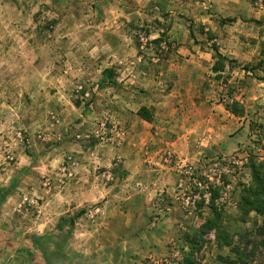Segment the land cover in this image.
Listing matches in <instances>:
<instances>
[{
	"label": "rangeland",
	"instance_id": "obj_1",
	"mask_svg": "<svg viewBox=\"0 0 264 264\" xmlns=\"http://www.w3.org/2000/svg\"><path fill=\"white\" fill-rule=\"evenodd\" d=\"M177 2L179 8L209 11L220 19L216 16L220 6L215 0ZM236 7L241 18L236 17L237 21L228 26L221 23L220 34L205 29L199 33L210 42L208 49L202 50L212 53L215 63V48L225 50L223 54L229 60L223 72L213 69L212 74H206L201 88L204 99L195 105L203 112L212 110L214 123L221 122L216 128L222 126L220 140L197 159L187 160L172 149L156 152L146 145L141 163L139 159L129 166L137 169L138 165L145 173L130 175L123 157L111 164L96 162L94 158L97 144L124 139L126 129L111 117L103 115L89 128L80 125L79 120L64 126L61 114L51 111L47 124L29 128L26 120L19 117L22 97L0 96V187L12 189L7 200L0 203V232L19 235L21 249L33 248L31 236L65 233L64 245L75 264L92 263L94 257L86 256L84 250L93 246L94 237L86 238L82 232L94 233L100 228L105 229L102 244L106 242L109 255L96 256L97 264H230L223 260L229 248L218 246L213 231L198 242L194 235L211 215V193L207 188L212 183L219 186L221 205L232 220L237 218L239 193L251 181L246 166L249 153L255 150L264 157V138L259 130L264 113V0H243ZM187 20L190 21L189 16ZM47 31L49 35L51 32ZM136 37L135 59L140 62L164 59L175 48L166 33L158 42L143 29L137 30ZM120 65L136 69L138 63L121 61ZM116 72L114 68L105 70L103 81L119 83ZM20 77L21 72L12 67L0 74L6 80V88L12 91L23 83ZM73 99L90 104L94 101L93 89L78 83ZM234 99L246 107L245 116L227 108ZM197 122L196 118L194 126ZM86 168L99 176L100 184L111 188V202L107 196L95 197L92 185L80 178ZM164 178L170 182L164 184ZM70 218L76 221L69 235L65 229L58 231L59 223ZM263 219L259 217L260 221ZM47 245L53 249L55 242ZM37 255L40 258L35 264H46L39 250ZM188 257L192 263L187 262ZM257 257L264 258V248L258 250ZM17 259L21 264L30 261L27 256Z\"/></svg>",
	"mask_w": 264,
	"mask_h": 264
},
{
	"label": "crops",
	"instance_id": "obj_2",
	"mask_svg": "<svg viewBox=\"0 0 264 264\" xmlns=\"http://www.w3.org/2000/svg\"><path fill=\"white\" fill-rule=\"evenodd\" d=\"M215 2L220 6L216 15L220 19L209 11L179 8L177 0H0V74L12 67L21 72L23 82L12 91L0 78V96L22 97L19 117L29 128L47 124L51 111L61 114L64 126L79 120L89 128L103 115L111 117L126 129L124 139L97 144L94 158L111 164L123 157L130 175L145 173L138 165L137 169L129 166L139 159L141 163L146 145L156 152L172 149L187 160L197 159L220 140L222 128H216L221 122L214 123L212 110L203 112L195 106L204 99L201 88L215 63L212 53L202 50L210 42L199 33L205 29L220 34L222 18L240 19L236 6L243 0ZM139 29L149 31L157 42L166 33L175 48L164 59L140 62L135 59ZM121 61L138 65L125 69ZM112 68L117 71V84L103 81L105 70ZM81 82L93 89L90 104L73 99ZM142 107L149 109L152 120L139 115ZM196 118L198 125L194 126ZM81 144L76 145L86 150ZM98 177L90 168L81 171L80 178L92 185L94 196H107L111 202V188L100 184ZM168 182L164 178L163 183ZM100 229L82 232L86 238L94 237L93 246L84 250L94 259L78 264H97L96 256L109 255L106 242L102 244L105 229ZM18 238L12 231L0 232V264H21L17 258L25 256L30 259L28 264L36 263L27 248L21 249ZM32 249L38 252L34 246Z\"/></svg>",
	"mask_w": 264,
	"mask_h": 264
},
{
	"label": "trees",
	"instance_id": "obj_3",
	"mask_svg": "<svg viewBox=\"0 0 264 264\" xmlns=\"http://www.w3.org/2000/svg\"><path fill=\"white\" fill-rule=\"evenodd\" d=\"M220 21L222 24L233 23L236 18H222ZM160 40L158 39V41ZM215 52L217 61L213 69L215 72H223L226 68V61L229 59L218 48H215ZM109 72L106 71L107 74ZM227 108L239 116H245L247 113L246 107L236 99L227 104ZM262 109L264 112V105ZM139 115L146 120H152V115L147 107H142L139 110ZM259 128L264 138V113ZM246 166L250 170L251 181L245 184L239 193L237 201L238 217L233 220L229 217L219 201L221 188L212 183L207 188V191L211 193L208 201L211 215L207 217L200 228L196 229L194 236L196 242H198L202 240L206 233L213 231L218 246L229 248L228 255L223 258L226 263L264 264V258L257 257L258 250L264 248V219L263 221L259 220V217L264 218V157H261L258 151L251 150ZM11 193L12 189L10 187H0V203L7 200ZM75 221L76 218L64 219L59 223L57 230L62 231L65 229L68 232L67 235H69L70 228L74 226ZM249 222H251V226L248 225ZM66 239L65 233H59L57 236L52 233L30 237L31 244L40 251L41 258L46 264H75L66 251L64 245ZM51 241L55 242L53 249L47 245ZM26 251L31 257V261L36 262L39 258L37 253L32 248H27ZM187 262L192 263L193 260L191 261L188 257Z\"/></svg>",
	"mask_w": 264,
	"mask_h": 264
},
{
	"label": "built area",
	"instance_id": "obj_4",
	"mask_svg": "<svg viewBox=\"0 0 264 264\" xmlns=\"http://www.w3.org/2000/svg\"><path fill=\"white\" fill-rule=\"evenodd\" d=\"M156 262V261H155ZM157 263H159L158 261H157Z\"/></svg>",
	"mask_w": 264,
	"mask_h": 264
}]
</instances>
